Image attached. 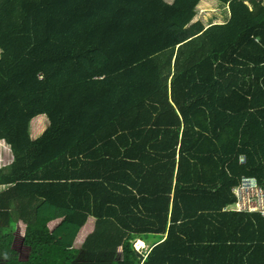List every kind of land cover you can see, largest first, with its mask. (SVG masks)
<instances>
[{
    "label": "trees",
    "instance_id": "trees-1",
    "mask_svg": "<svg viewBox=\"0 0 264 264\" xmlns=\"http://www.w3.org/2000/svg\"><path fill=\"white\" fill-rule=\"evenodd\" d=\"M217 1L0 0V264H264V217L225 209L264 185V0Z\"/></svg>",
    "mask_w": 264,
    "mask_h": 264
},
{
    "label": "rangeland",
    "instance_id": "rangeland-1",
    "mask_svg": "<svg viewBox=\"0 0 264 264\" xmlns=\"http://www.w3.org/2000/svg\"><path fill=\"white\" fill-rule=\"evenodd\" d=\"M227 8L224 7V4L220 1L217 0H206V2H203L201 7L198 8V12L196 13V16L194 19L197 18H203V23H208V22H220L223 21L226 17V13L228 12L226 10ZM226 12V13H225ZM225 15V16H224ZM186 27H188V29H190L191 31H195V29L197 28V26L195 25V23L190 22L186 25ZM48 120L45 117L44 114H39L37 116L34 117V119L30 120L29 122V131L31 133H34L33 128L37 127V128H43L45 127V125L47 124ZM12 159V154L11 151L9 149V147L2 141L0 140V166L2 165H6L8 164ZM8 184H0V190L5 188ZM58 220H54L52 222H50L48 225L49 227H52L53 225H55L57 223ZM92 223V219L90 218V222L88 225V228H79L78 230H80V232H78V235H75L76 237L74 238L75 241L74 243H76L75 245H80V239L82 237V234L84 232H87V229H90L89 226H91ZM14 229H9L8 231H11L14 238H13V246H15L17 249H19V254L21 257H25L26 253H27V247H25L22 244V240L24 237V231H23V224H21L20 221L16 222L14 224ZM6 230V232H8ZM141 244H143L141 241H139L138 243H136V247H140ZM148 244V242H147ZM146 246V244H145ZM145 246H143V248L141 247V250L146 249ZM115 258H119V256L116 254Z\"/></svg>",
    "mask_w": 264,
    "mask_h": 264
},
{
    "label": "built area",
    "instance_id": "built-area-1",
    "mask_svg": "<svg viewBox=\"0 0 264 264\" xmlns=\"http://www.w3.org/2000/svg\"><path fill=\"white\" fill-rule=\"evenodd\" d=\"M239 159L244 162L245 157L241 155ZM232 191L235 199L229 207L230 210L259 212L264 217V185L259 184L255 177L240 176Z\"/></svg>",
    "mask_w": 264,
    "mask_h": 264
},
{
    "label": "crops",
    "instance_id": "crops-1",
    "mask_svg": "<svg viewBox=\"0 0 264 264\" xmlns=\"http://www.w3.org/2000/svg\"><path fill=\"white\" fill-rule=\"evenodd\" d=\"M203 2H206V0H201V2H200V4L198 5V7H201V5H202ZM224 7H227V6L224 4ZM195 20L200 21V22L203 24L204 27L209 23V22H208V23H205V22L203 23V18L201 19V18H197V17H196ZM224 20H225V19H224ZM32 119H34V118H32ZM32 119H31V120H32ZM43 128H44V127H43ZM43 128H40V129H39V128H37V127H34V128H33L34 133H32V134H33V135H36V134L39 133ZM229 207H231V204H228V205L226 206V208H228V210H230ZM226 208H225V209H226ZM90 218L92 219L91 226H89L90 229H87V230H86L87 232H84V233L82 234V237H81V239H80V244L83 242V240H84V238L86 237V235L89 234V233L93 230V227H94V218H93L92 216H88L87 219H86V221H85V223H84L80 228H81V229H82V228H88V225H89V222H90ZM54 220H59V218L54 219ZM54 220H51L50 222H52V221H54ZM50 222H49V223H50ZM49 223H48V224H49ZM81 229H80V230H81ZM80 230L77 231L76 235H78V232H80ZM75 237H76V236H75ZM75 237H74V238H75ZM137 240H139V241H141V242L143 243V244H141L142 247L145 246V244H146V246H145L146 249H148L149 246L151 245V239H150V240H149V239H143V240H142V239H136V241H137ZM74 241H75V239H74ZM147 242H148V244H147ZM74 244H76V243H74ZM77 246H79V245H77Z\"/></svg>",
    "mask_w": 264,
    "mask_h": 264
},
{
    "label": "clouds",
    "instance_id": "clouds-1",
    "mask_svg": "<svg viewBox=\"0 0 264 264\" xmlns=\"http://www.w3.org/2000/svg\"><path fill=\"white\" fill-rule=\"evenodd\" d=\"M223 4H224V3H223ZM225 5L227 6V7H226V8H227L226 10L228 11L227 13L225 12V13H226L225 20L220 21V22H209L206 26H208V25H210V24H212V23H222V22L226 21V20L229 18V9H228V5H227V4H225ZM197 12H198V8H197ZM224 16H225V15H224ZM206 26H205V27H206ZM136 239H141V238H136ZM136 239L133 240V246H134L135 249H141L142 246H140V247H136V246H135V243H136L137 241H139V240L136 241ZM142 240H143V239H142ZM149 247H150V246H149ZM142 248H143V247H142ZM144 250H147V249H144ZM144 250H143V251H144Z\"/></svg>",
    "mask_w": 264,
    "mask_h": 264
}]
</instances>
